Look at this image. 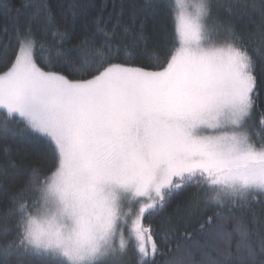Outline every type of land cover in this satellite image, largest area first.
<instances>
[{
    "label": "snow or ice",
    "instance_id": "snow-or-ice-1",
    "mask_svg": "<svg viewBox=\"0 0 264 264\" xmlns=\"http://www.w3.org/2000/svg\"><path fill=\"white\" fill-rule=\"evenodd\" d=\"M68 8L73 28L96 12L71 49L48 0H0L13 21L0 128L44 143L49 164L10 177L4 149L0 264H158L193 219L200 238L185 232L191 243L159 264H264V0ZM148 13L173 25L152 48L137 26ZM252 13L256 46L231 19Z\"/></svg>",
    "mask_w": 264,
    "mask_h": 264
},
{
    "label": "trees",
    "instance_id": "trees-1",
    "mask_svg": "<svg viewBox=\"0 0 264 264\" xmlns=\"http://www.w3.org/2000/svg\"><path fill=\"white\" fill-rule=\"evenodd\" d=\"M10 2L16 6H19L20 0H10ZM49 4L53 7L54 11L57 12L58 18L62 24H67L70 31H74V35L69 40L66 47L72 48L73 45L78 44L80 39L83 37V32L81 31L82 25L85 20L91 21V19L96 15L95 10L89 9V15L87 17H77L76 27H72V10L68 8V5L77 3V4H92L96 7L104 4L105 2L108 5V10H111L112 0H48ZM119 2V0H117ZM126 4L136 3L142 4L144 0H124ZM159 3H164V0H157ZM229 0H223L222 3H228ZM260 2V0H258ZM62 6V14L61 7ZM219 15L221 17H227L228 13L221 8L219 10ZM231 19L235 23L236 29L238 32H241L244 36L245 43H248L249 40L253 41L252 46L259 44L260 37L255 35L258 33L259 29L257 25L260 23V17L257 13H252L251 15L239 16L233 15ZM143 21V31L145 35V43L148 48H152L163 36L165 31H173V25L169 20L162 18L160 15L148 13L144 16H141L137 22L139 26V21ZM7 29V32H5ZM13 38V21L11 19L5 20V17L0 13V45L4 43H9ZM143 46V45H142ZM74 54V53H73ZM3 66H0V71H3ZM8 148L11 153L12 160L14 164L8 168L9 176L22 177L23 174L34 164H38L45 169L49 167L47 160L45 159L47 155V146L36 140H32L26 135L20 133H13L12 131H5L3 128H0V163L3 162L4 149ZM187 196V193H181L177 197V201L183 200ZM177 201H174L175 204ZM257 211L259 212L260 206H256ZM208 215H212L211 212ZM203 222L202 219L197 220L193 219L187 223L186 226H181L174 238L169 241L168 245H162L164 249L163 255L157 256L156 259L159 262L165 260H173L180 256V251L177 250L176 245H186L191 243V240L200 238V224ZM152 226L156 231H161L163 228L167 227L166 220L164 217L157 216L151 220ZM191 233V240L186 238L184 233ZM157 240L159 238L157 237ZM235 244V240L233 242ZM171 248L169 251L168 249ZM194 259H199L198 256H195ZM47 258L41 254L35 256L31 259V264H46Z\"/></svg>",
    "mask_w": 264,
    "mask_h": 264
},
{
    "label": "rangeland",
    "instance_id": "rangeland-1",
    "mask_svg": "<svg viewBox=\"0 0 264 264\" xmlns=\"http://www.w3.org/2000/svg\"><path fill=\"white\" fill-rule=\"evenodd\" d=\"M221 2H223V0H221Z\"/></svg>",
    "mask_w": 264,
    "mask_h": 264
}]
</instances>
